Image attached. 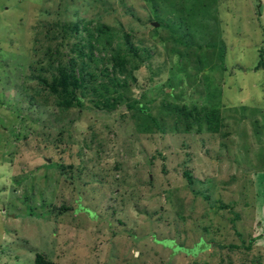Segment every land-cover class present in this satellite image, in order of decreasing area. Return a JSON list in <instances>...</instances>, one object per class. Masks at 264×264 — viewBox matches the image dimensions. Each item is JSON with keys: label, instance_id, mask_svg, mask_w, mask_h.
I'll list each match as a JSON object with an SVG mask.
<instances>
[{"label": "rangeland", "instance_id": "1", "mask_svg": "<svg viewBox=\"0 0 264 264\" xmlns=\"http://www.w3.org/2000/svg\"><path fill=\"white\" fill-rule=\"evenodd\" d=\"M161 1L159 14L179 4ZM206 2L217 28L199 66L170 56L184 48L151 0H0V264L37 253L53 264H264V0ZM59 21L81 23L83 45L84 26L112 29V48L122 34L142 40L153 58L130 94L144 113L104 112L88 94L82 108L58 107L27 77L40 60L48 75L47 48L73 56V33L44 36Z\"/></svg>", "mask_w": 264, "mask_h": 264}, {"label": "trees", "instance_id": "2", "mask_svg": "<svg viewBox=\"0 0 264 264\" xmlns=\"http://www.w3.org/2000/svg\"><path fill=\"white\" fill-rule=\"evenodd\" d=\"M156 1L158 5H163L161 0ZM176 2L179 4H175L177 6L173 9V12L172 9L170 12L167 10L165 12H160L161 14L167 15L166 20L162 23L169 33L167 40L172 41V43L178 47L181 46L184 48L183 51H175L172 50V46L170 48L172 53L169 52V54L170 56L178 55L180 58L188 59H191V55H194V64L201 66L202 55L200 56L197 52L202 50V44L200 43L207 41L211 31L217 28L216 21L213 19V16H210V11L208 10L209 6L206 0H176ZM215 2L216 0H214V4ZM151 5L152 9H150L148 13L157 16V20H161V14L155 11L153 0H151ZM260 10V5L258 4V12ZM152 20V18H149L148 21L150 24ZM80 26L81 23L79 22L72 23L70 27L64 26L60 21L53 24L47 23L43 26L45 29L44 36L48 40L61 39V43H63L64 39H66L70 33H73L76 38V43L70 49V53L72 54V52H74V54H72L73 56H71L70 59L63 60L60 56H56V54L60 52L58 49L59 47H57L58 44L55 45V53H53L55 56L52 54L51 49L47 48L46 56L47 59L49 58L47 70L50 78L47 79L48 75L45 76L42 74L40 69L43 70L44 67L41 66V60L35 63L33 61V64H30V74L27 77L42 83L44 85L42 86L43 90L56 99V105L58 107L82 108V98L88 94L92 95L95 99V107L104 112H112L118 106L128 103L127 108L129 110L132 111V109L137 107L138 112L144 113V110L140 106H137L138 102L135 98H131L130 87L132 86L131 82L136 84L137 78L135 73L140 66L148 63V61L153 58L150 50L143 44L142 40L140 41V46L132 45L131 39L126 34H122L121 38H119L122 40L119 41V39H117L115 47L112 48V41L118 38V36L112 29L105 25L94 27L92 30L84 26L83 30L87 31V36L85 39L86 44L83 45L79 42L82 33V31L79 30ZM103 36H106V38L109 36L111 41H107V44L101 41ZM123 41L128 43L123 44ZM204 44L205 43H203V45ZM106 46L110 47L109 56L100 58L93 56L94 50L104 52ZM257 53L260 59L256 67L258 69L264 68V49L263 51L259 49ZM91 63L94 65L92 66ZM77 91L80 93V96H77ZM177 111L179 113L186 112V115H189L190 112L200 114L198 111H190L186 108H178ZM211 116L216 118L217 124L212 127L209 123L208 129L217 133L219 127H221L222 117H220L217 110L213 109L211 110ZM150 120L154 125L156 124L154 118ZM144 124L145 123H143V125ZM184 175L190 180L187 174ZM224 207L225 206H220V208ZM260 238L261 237L258 236L257 238L251 239L249 243H255ZM168 240L174 244V240ZM202 242L205 243V241L200 238L198 244L201 245ZM176 248L180 249L178 246L174 249ZM205 248H207V246ZM33 264L53 263L46 259L43 254L37 253L34 257Z\"/></svg>", "mask_w": 264, "mask_h": 264}, {"label": "water", "instance_id": "3", "mask_svg": "<svg viewBox=\"0 0 264 264\" xmlns=\"http://www.w3.org/2000/svg\"><path fill=\"white\" fill-rule=\"evenodd\" d=\"M152 26L153 27H159V24L158 23H152Z\"/></svg>", "mask_w": 264, "mask_h": 264}]
</instances>
